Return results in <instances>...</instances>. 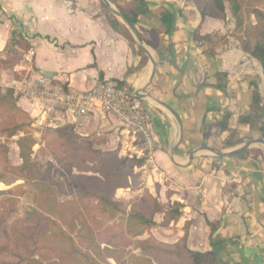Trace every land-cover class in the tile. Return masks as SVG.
I'll list each match as a JSON object with an SVG mask.
<instances>
[{
  "label": "crops",
  "instance_id": "obj_1",
  "mask_svg": "<svg viewBox=\"0 0 264 264\" xmlns=\"http://www.w3.org/2000/svg\"><path fill=\"white\" fill-rule=\"evenodd\" d=\"M108 1L132 21L142 43L99 0H0V57L11 55L14 29L27 39L32 55V62L23 56L3 69L0 86L30 72L23 70L29 66L72 90L107 79L133 94L141 91L157 146L149 158L144 145L132 144L145 158L136 168L143 182L124 189L123 199L137 200L148 189L164 210L182 203L177 223L153 231L165 242L186 236L190 249L216 248L225 264H264V143L256 141L264 140V124L239 119L250 113L254 93L264 105V75L260 62L228 32L232 14L225 20L202 17L189 0ZM206 35L225 38L200 39ZM19 96L20 110L36 126L64 124L48 119L39 100ZM171 110L182 122L180 144V124ZM227 114L228 129H221ZM229 129L237 130L236 145L226 147ZM82 135L105 150L122 143L120 124L110 113H91ZM249 141L229 156L202 149L230 152ZM163 218V211L155 215L158 223Z\"/></svg>",
  "mask_w": 264,
  "mask_h": 264
},
{
  "label": "trees",
  "instance_id": "obj_2",
  "mask_svg": "<svg viewBox=\"0 0 264 264\" xmlns=\"http://www.w3.org/2000/svg\"><path fill=\"white\" fill-rule=\"evenodd\" d=\"M202 17L225 20L226 2L232 10L235 28L231 35L241 49L257 59L264 75V0H189ZM117 26L114 24V27ZM222 41L223 36L206 35L201 40ZM21 49L18 52L17 49ZM11 55L0 57V73L4 64L19 63L30 50L27 39L14 29L9 44ZM19 94L13 89L0 92V183L7 184L11 173L33 183L34 203L25 215L11 222L3 206L9 198H0V264L8 253L15 264H124L119 253H125L133 239H141L140 254H130V264H225L217 249L192 250L184 236L165 242L153 232L155 226L169 227L182 216V203L164 210L158 195L145 189L127 209L114 199L119 188H138L136 167L145 158L120 153V148L102 150L93 140L76 132L70 124L57 127L36 126L18 106ZM25 116L28 118L25 119ZM227 114L218 126L228 129ZM240 122L264 120V105L259 93H254L251 111L240 116ZM39 135V138H37ZM236 129H229L226 147L235 146ZM16 143L21 163L10 161V145ZM234 143V144H232ZM48 156L69 172L73 184L70 197L65 183L55 179L48 168L36 162ZM5 194L0 190V194ZM164 212L162 222L155 215ZM21 259V260H20Z\"/></svg>",
  "mask_w": 264,
  "mask_h": 264
},
{
  "label": "built area",
  "instance_id": "obj_3",
  "mask_svg": "<svg viewBox=\"0 0 264 264\" xmlns=\"http://www.w3.org/2000/svg\"><path fill=\"white\" fill-rule=\"evenodd\" d=\"M24 61L32 62L30 52L24 54ZM23 70L30 72L3 85L13 89L16 94L39 100L45 113L54 111L61 122L72 125L81 134L90 122L91 113L98 112L101 117L110 113L120 124L122 144L132 154L138 155L132 144L140 140L147 156L152 158L157 143L150 133L149 115L141 98L127 88L117 82L102 79L84 90H72L64 84L52 82L45 75L31 71L29 66H24Z\"/></svg>",
  "mask_w": 264,
  "mask_h": 264
},
{
  "label": "rangeland",
  "instance_id": "obj_4",
  "mask_svg": "<svg viewBox=\"0 0 264 264\" xmlns=\"http://www.w3.org/2000/svg\"><path fill=\"white\" fill-rule=\"evenodd\" d=\"M226 4V13H231L232 14V10L231 7L229 5L228 2L225 3ZM231 27L228 29V32L232 33L234 31L235 28V20L233 17H231ZM218 36V35H216ZM214 38V42L216 37ZM3 69L8 68V64H4L2 65ZM3 80V76L0 73V85L1 82ZM5 89H11L10 87L7 86H1L0 87V92H3ZM15 92V91H14ZM46 116H49L48 119L52 118H56L57 115L54 111H48V113H45ZM25 119L27 120L28 118L25 116ZM258 121L261 124H264V120L262 119H254V123L255 125L258 124ZM67 124V123H65ZM41 127H45V126H41ZM47 127H52V126H47ZM121 131V128H120ZM37 138H39V135H37ZM123 139V136L121 134L120 137V142ZM135 145L140 144L143 145V143L140 140H135L133 142ZM122 143L120 144V146L118 148H120V153L127 155V150L128 148H124V153L122 152ZM98 148V147H97ZM116 148V149H118ZM101 149V148H99ZM105 150V149H102ZM114 150V149H111ZM9 157H10V161L12 164H19L21 162L20 159V154H19V149L17 148L16 144L14 142H11L10 145V153H9ZM143 157V156H141ZM36 162L38 164H40L42 167L48 168L53 177H55V179L57 180H61L65 183L66 187H67V192L65 195H63V199H66V197H70L72 195L73 192V184L71 183V181L69 180V172L66 171L62 165H60L59 163H56L55 161H53L50 157L48 156H39L36 160ZM137 168V167H136ZM136 174H138L137 177V182H139V184H142L143 179L142 176L140 175L139 172H137L135 170ZM8 183L4 184V183H0V190H3L5 192V194H0V198L2 197H7L9 198V201L6 202V204L3 206V211H4V215L5 217L2 218L1 220H5L7 218H10L11 222L16 221L21 219L24 215L25 212H27V210L33 205L34 203V195H35V188L33 186V183L30 181H27L25 179L19 178L14 176L13 173H11V175H9L8 179H7ZM124 189L127 188H119L117 189L116 193L114 194V199L119 201L120 203L124 204V206L129 209L130 208V204L133 202L134 199L132 198H128V199H123L125 196V193L127 191H125ZM157 228V226H155L153 228V231H155V229ZM155 234V232H154ZM156 235V234H155ZM147 237V235L145 234L143 237L140 238H136L133 239L132 244L129 245L126 250L125 253H119V261L121 263L124 264H130L128 260V257L130 254H140V243H141V239ZM11 253H8L5 258L3 259V261L6 264H15L16 261L13 260L12 257H10ZM21 260V259H20ZM112 264H116V262L111 258L109 259Z\"/></svg>",
  "mask_w": 264,
  "mask_h": 264
},
{
  "label": "water",
  "instance_id": "obj_5",
  "mask_svg": "<svg viewBox=\"0 0 264 264\" xmlns=\"http://www.w3.org/2000/svg\"><path fill=\"white\" fill-rule=\"evenodd\" d=\"M100 2H102L106 8H108V10H110L114 15L120 17L130 28V30L132 31V33L134 34L135 38L140 42L142 43L143 40H142V37L141 35L139 34L136 26L132 23L131 20L128 19L127 16H125L122 12H120L119 10H117L116 8H114L110 2L108 0H99ZM155 69H156V64L155 62H153V75L155 73ZM152 75V77H153ZM134 95L139 97V98H143V95H142V92L141 91H135L134 92ZM169 108V106H167ZM175 116L177 117L178 121H179V124H180V129H181V135H180V140H179V144L182 142V139H183V127H182V122L179 118V116L173 111L171 110ZM256 141H261L264 143V140H256ZM253 141H249L247 142L244 146H241L240 148H237L235 150H232L230 152H222L216 148H212V147H203L202 149H206V150H210L211 152L215 153L216 155L220 156V157H223V156H229V155H233L235 153H238L244 149H246ZM193 155L194 153H192L190 155V161H192L193 159Z\"/></svg>",
  "mask_w": 264,
  "mask_h": 264
}]
</instances>
